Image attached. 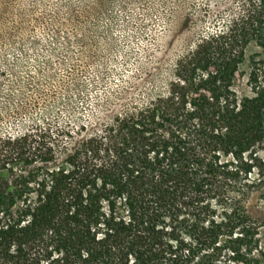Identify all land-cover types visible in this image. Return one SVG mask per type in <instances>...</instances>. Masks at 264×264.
Segmentation results:
<instances>
[{"label": "trees", "instance_id": "trees-1", "mask_svg": "<svg viewBox=\"0 0 264 264\" xmlns=\"http://www.w3.org/2000/svg\"><path fill=\"white\" fill-rule=\"evenodd\" d=\"M251 41L264 46V0H244L178 58L166 94L101 131L71 145L48 123L2 140L0 264H264V247L242 260L222 243L259 246L264 84L252 72L250 94L233 88Z\"/></svg>", "mask_w": 264, "mask_h": 264}, {"label": "rangeland", "instance_id": "rangeland-1", "mask_svg": "<svg viewBox=\"0 0 264 264\" xmlns=\"http://www.w3.org/2000/svg\"><path fill=\"white\" fill-rule=\"evenodd\" d=\"M243 2L0 0V151L2 140L48 123L69 127L72 145L120 112L166 94L178 58L226 28ZM252 72L264 84V46L256 41L234 78L238 96L251 93ZM248 212L261 224L258 248L249 253L247 240L224 237L225 256L235 246L246 260L264 247V198L251 200Z\"/></svg>", "mask_w": 264, "mask_h": 264}]
</instances>
